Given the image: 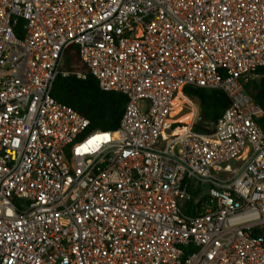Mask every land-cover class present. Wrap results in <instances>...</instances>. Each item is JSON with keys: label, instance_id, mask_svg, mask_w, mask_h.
Instances as JSON below:
<instances>
[{"label": "built area", "instance_id": "built-area-1", "mask_svg": "<svg viewBox=\"0 0 264 264\" xmlns=\"http://www.w3.org/2000/svg\"><path fill=\"white\" fill-rule=\"evenodd\" d=\"M70 44L116 130L51 96ZM261 68L264 0H0V264H264ZM185 87L229 100L207 132Z\"/></svg>", "mask_w": 264, "mask_h": 264}, {"label": "trees", "instance_id": "trees-1", "mask_svg": "<svg viewBox=\"0 0 264 264\" xmlns=\"http://www.w3.org/2000/svg\"><path fill=\"white\" fill-rule=\"evenodd\" d=\"M59 72L51 91L53 99L85 117L89 122L90 131H113L118 128L126 97L119 93L100 90L96 79L80 60L75 44H70L64 49ZM63 73L67 75L63 76ZM77 73L84 78H77ZM244 91L263 111V116L257 120V124L264 132V68L259 69L258 76L245 84ZM182 94L194 101L203 115V126L193 127L194 130L201 132H207V128L214 125L229 105L227 96L220 90L185 87Z\"/></svg>", "mask_w": 264, "mask_h": 264}, {"label": "rangeland", "instance_id": "rangeland-1", "mask_svg": "<svg viewBox=\"0 0 264 264\" xmlns=\"http://www.w3.org/2000/svg\"><path fill=\"white\" fill-rule=\"evenodd\" d=\"M250 80V79H249ZM248 80V81H249ZM193 104H191L190 102H189V100H187L186 98H185V96H183V94H181V93H178V95H177V97L173 100V104H172V110H173V113H176V112H178V111H180V106L182 105V104H185V106H183L184 107V111H183V113L184 112H187V109L185 108V107H187L189 110V113H187V114H185V115H183V116H181L180 118H179V121L180 122H182V123H190V121L192 120V118L194 117V115H195V112H196V108L195 107H197V110H198V115H199V109H198V106H197V104L194 102V101H192V100H190ZM142 105L140 104V107H141ZM198 117V116H197ZM197 120V119H196ZM195 120V121H196Z\"/></svg>", "mask_w": 264, "mask_h": 264}, {"label": "crops", "instance_id": "crops-1", "mask_svg": "<svg viewBox=\"0 0 264 264\" xmlns=\"http://www.w3.org/2000/svg\"><path fill=\"white\" fill-rule=\"evenodd\" d=\"M184 96V95H183ZM187 100H189L187 97H185ZM189 102L191 103V104H193L190 100H189ZM194 105V104H193ZM195 106V105H194ZM186 109H187V112H184L183 113V111H184V107H182V105L180 106V111H178L179 113H178V115L181 117V116H183V115H185V114H187V113H189V109L187 108V107H185Z\"/></svg>", "mask_w": 264, "mask_h": 264}, {"label": "water", "instance_id": "water-1", "mask_svg": "<svg viewBox=\"0 0 264 264\" xmlns=\"http://www.w3.org/2000/svg\"><path fill=\"white\" fill-rule=\"evenodd\" d=\"M203 122H204L203 115L199 113L198 118L196 120V125L199 127H202Z\"/></svg>", "mask_w": 264, "mask_h": 264}, {"label": "bare ground", "instance_id": "bare-ground-1", "mask_svg": "<svg viewBox=\"0 0 264 264\" xmlns=\"http://www.w3.org/2000/svg\"><path fill=\"white\" fill-rule=\"evenodd\" d=\"M172 104H173V102H172ZM183 131H184V129L179 128V129H176L174 132H175L176 134H180V133H182Z\"/></svg>", "mask_w": 264, "mask_h": 264}]
</instances>
